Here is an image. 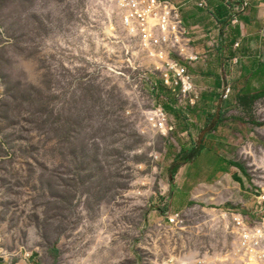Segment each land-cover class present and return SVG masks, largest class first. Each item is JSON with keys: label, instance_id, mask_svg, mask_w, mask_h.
Returning <instances> with one entry per match:
<instances>
[{"label": "rangeland", "instance_id": "374dc122", "mask_svg": "<svg viewBox=\"0 0 264 264\" xmlns=\"http://www.w3.org/2000/svg\"><path fill=\"white\" fill-rule=\"evenodd\" d=\"M194 1L181 49L200 58L190 62L167 47L159 53L186 64L205 88L196 105L180 103L163 84L162 60L129 35L122 12L106 0H87L81 22L14 23L0 11V257L11 264L248 261L231 217L252 220L244 203L253 197L230 206L222 194L193 197L189 184L187 193L176 190L182 176L212 178L216 153L240 165L253 196L264 192V96L226 102L215 91L216 82L231 87L239 76L259 90L264 69L243 68L248 59L238 53L232 63L233 26L229 33L217 0L208 8ZM260 30L252 31V49L264 47V23ZM159 109L164 131L155 124Z\"/></svg>", "mask_w": 264, "mask_h": 264}, {"label": "crops", "instance_id": "0c3cea01", "mask_svg": "<svg viewBox=\"0 0 264 264\" xmlns=\"http://www.w3.org/2000/svg\"><path fill=\"white\" fill-rule=\"evenodd\" d=\"M168 1L180 7L184 26L187 31L190 32L189 29H192L194 15L188 14V6L191 3L195 5L197 2L194 0ZM214 1L216 0H206L207 4L204 8H208L209 2L210 4H213ZM217 2L218 3L215 6H217L216 8L218 9L221 20H225V22L227 23L226 27L228 28L229 33L233 29L234 37L238 39V41H235L236 39L230 41L232 45L229 48V53H234L231 54L233 56L230 61L232 63H237L241 59V56H237L235 54L238 53L243 55L244 59H248L247 64H244L243 68L245 65H248V68H253V71L263 70L264 62L260 58V54L264 53V47L262 45H258L257 47H254L252 49L249 47L248 43L251 40L252 34H255L254 32L252 33V31L258 32L260 30V23L261 25L264 23V0H246L248 5L241 12H237L235 8L238 5L242 4L243 0H217ZM86 3L87 0H0V11L3 12L4 18L7 21L14 23H71L76 21L81 22V19L86 15ZM230 26H233L232 29ZM261 32L262 29L259 31V33ZM78 34L81 35L80 24L78 26ZM194 52L195 51H193L192 54H195ZM186 54L191 55L190 51L188 53V50ZM241 82H243V87L246 88H239L235 90L236 88L234 87V85ZM248 82L249 78L244 77L243 79V76H239L237 80H235V83L232 85L233 88L232 86L230 87V92L227 98H225L227 100L226 102H229V100L236 97L240 101H246L249 100V96L251 94L259 93V96H257L255 99L264 96V86L259 90L255 89V91H253L248 87ZM216 85L217 87H215V91H220V96H222L225 83H221L220 81H218L216 82ZM262 85H264V82L262 83ZM197 86L201 92V100L203 89L205 88L198 84ZM214 156L216 157L213 158L214 164L211 173H214V175L212 176V178L204 182V180L191 179L186 175L182 176L177 181L178 183H180L176 188L178 193H187L186 186H188L189 184L188 188L190 189V192L193 193V197L194 195H199L200 193H204V195H199L201 197H211V195L213 196L222 194L223 196H225V202L230 204V206L236 204V197L239 198V201L241 202L243 201L242 198H249L247 196H250V198L253 197V199H255L257 194H255L254 196L253 194H251L252 190L247 189L248 185H245L243 176L239 174V172L244 173L240 165L236 161L223 159V157L217 156L216 153H214ZM191 199H188V201H190ZM249 200L246 199L247 203H244V206L246 210H249L252 220H258L261 216L264 215V213H261L258 210L257 206H255L257 203L256 201H252V203H250ZM184 207L185 204H182L181 211L182 209H184ZM234 211L238 212V210ZM0 264L11 263L3 258V261H1ZM19 264L28 263L20 262Z\"/></svg>", "mask_w": 264, "mask_h": 264}, {"label": "built area", "instance_id": "2783aa9c", "mask_svg": "<svg viewBox=\"0 0 264 264\" xmlns=\"http://www.w3.org/2000/svg\"><path fill=\"white\" fill-rule=\"evenodd\" d=\"M117 6L122 12V25L129 35L139 37L140 43L150 54L159 57L162 62V82L170 90L178 92L180 103L196 105L201 92L186 64L181 63L170 54L159 53L164 47L174 49L184 55L182 50L188 31L184 26L181 9L168 0H106ZM199 7L204 8L206 0H197ZM246 0L235 10L243 11L247 7ZM237 46V45H236ZM157 53V54H155ZM187 55V54H186ZM190 62L197 61L200 56H188ZM230 86L223 88L222 98H227ZM156 128L167 130V117L162 109L155 112ZM256 205L262 213L264 207V192L256 195ZM179 219V215L169 217L171 224ZM232 230H235L239 252L247 254L244 264H264V215L257 220L244 219L232 215Z\"/></svg>", "mask_w": 264, "mask_h": 264}, {"label": "trees", "instance_id": "16d2710c", "mask_svg": "<svg viewBox=\"0 0 264 264\" xmlns=\"http://www.w3.org/2000/svg\"><path fill=\"white\" fill-rule=\"evenodd\" d=\"M257 96H259V93L258 94H251L249 96V99L254 100ZM192 158H193V151H188V152L186 151V158H185L186 161H190Z\"/></svg>", "mask_w": 264, "mask_h": 264}, {"label": "water", "instance_id": "95a60500", "mask_svg": "<svg viewBox=\"0 0 264 264\" xmlns=\"http://www.w3.org/2000/svg\"><path fill=\"white\" fill-rule=\"evenodd\" d=\"M37 255L36 254H34L31 258H30V261H32L33 260V258H35ZM1 261H3V257H0V262Z\"/></svg>", "mask_w": 264, "mask_h": 264}, {"label": "bare ground", "instance_id": "6f19581e", "mask_svg": "<svg viewBox=\"0 0 264 264\" xmlns=\"http://www.w3.org/2000/svg\"><path fill=\"white\" fill-rule=\"evenodd\" d=\"M169 263V262H168ZM170 264H171V262H170Z\"/></svg>", "mask_w": 264, "mask_h": 264}]
</instances>
